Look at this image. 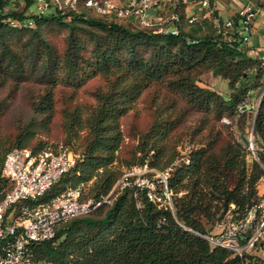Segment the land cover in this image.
<instances>
[{"label": "trees", "instance_id": "1", "mask_svg": "<svg viewBox=\"0 0 264 264\" xmlns=\"http://www.w3.org/2000/svg\"><path fill=\"white\" fill-rule=\"evenodd\" d=\"M23 2L21 11L15 6L4 15L10 0H0V89L15 83L0 102V118L22 83L35 79L45 88L32 100L33 115L11 142L0 138V201L12 189L2 174L10 151L37 154L61 144L70 149L76 145L81 159L41 201L50 202L68 188H81L83 200L107 197L125 173L114 168L124 141L121 120L157 82L167 81L190 110L216 121L228 118L231 125L238 118V133L245 138L249 126L255 145L253 153L248 139L244 142L231 126H223L225 134L210 132L205 143L183 156L177 145H167L180 117L157 115L149 130L140 134L127 165L128 170L145 165L163 173L170 170L172 208L164 187L158 190L162 205L150 201L145 191L125 189L109 204L60 226L52 241L36 247L37 257L55 264H264L253 253L234 256L227 249L212 248L203 238L226 216L236 221L264 198V191H258L264 178V61L245 52L237 18L229 40L209 22L189 24L184 15L187 4L181 0L173 7L180 17L174 25L179 35L142 28L134 18L97 14L84 3L75 11L25 17L36 0ZM9 19L31 20L35 28H13ZM48 28L66 31L63 50L46 39ZM207 70L229 82V97L198 85ZM96 77L106 84L94 92L95 104L78 103V91ZM58 86L72 90L63 102L64 139L48 144L41 136L51 130ZM253 99L258 100L256 107Z\"/></svg>", "mask_w": 264, "mask_h": 264}, {"label": "built area", "instance_id": "2", "mask_svg": "<svg viewBox=\"0 0 264 264\" xmlns=\"http://www.w3.org/2000/svg\"><path fill=\"white\" fill-rule=\"evenodd\" d=\"M120 1L122 0H36L35 11L37 15L64 13L67 10L75 11L80 3H84L97 14L115 16L120 20L134 18L142 28H156L158 33L179 35L178 28L174 26L180 21L179 14L162 13L154 17L150 14L151 10L159 9L164 0H123V4ZM190 1L181 0V3L188 4ZM201 6L206 9L205 14L189 18V24H195L200 19L210 20L218 34L230 40L229 33L232 34L235 30V19L223 21L214 16L216 7L212 6L211 0H202ZM12 8H15V4L10 2L3 14L7 15V11ZM256 14V11L246 6L235 16L243 43L249 40L248 32ZM70 19L69 17L68 20ZM3 22L7 20L4 19ZM8 22L13 28H35V23L27 19H9ZM249 147L255 153L253 133L249 134ZM80 159L78 153L62 144L46 146L37 154L28 149L16 148L6 155L2 174L12 184V189L0 201V264H55L39 259L36 247L52 241L63 224L109 204L111 197H117L125 189H133L136 193L145 191L150 201L163 204L157 185L149 176L153 170L148 165L126 170L111 193L102 200H83L81 188H68L52 201L42 202V197L52 185ZM169 176L170 170L161 172L158 176L159 180L166 182V198L171 194L167 186ZM261 237H264V198L248 209L243 217L228 222L219 234L210 232L203 236L212 248L221 247L240 257L253 253L261 259L259 263L264 262V239L261 241ZM252 250L255 252H251Z\"/></svg>", "mask_w": 264, "mask_h": 264}, {"label": "rangeland", "instance_id": "3", "mask_svg": "<svg viewBox=\"0 0 264 264\" xmlns=\"http://www.w3.org/2000/svg\"><path fill=\"white\" fill-rule=\"evenodd\" d=\"M14 3L16 8L21 11L24 8L23 0H10ZM35 5L31 7L26 13L25 17H30L36 14ZM79 9L83 10V7ZM53 15V12L47 14V16ZM46 39L49 40L53 46L61 51L65 47L66 31L58 28H48L46 29ZM20 40V39H15ZM25 43V40L21 44ZM21 47V45H19ZM15 83L8 82L4 87L0 89V102L8 97L13 89ZM106 80L101 77L93 78L83 86L82 89L78 91L76 95V101L80 104L91 106L95 104L94 92L101 87H105ZM198 85L202 88L215 91L224 97H229L231 95V90L229 82L219 76H216L212 71H204L203 74L198 78ZM45 86L37 80H29L20 85L19 90L12 95L10 100H8V106L4 111V114L0 118V138L6 142H11L20 126L26 124L33 115L31 102L35 97L40 96L44 92ZM72 90L63 86H58L56 91V97L58 104L56 106L57 110L54 116L53 124L51 130L47 134H43L41 139L48 144L59 143L64 139V134L62 130V110L64 108L63 102L66 95L70 94ZM251 104L256 107L258 104L257 99H253ZM157 115H163L162 118L168 119L169 117H180V122L174 132L171 134L170 142L167 145L171 147L172 145H177V151L181 155L189 153L194 148L205 143L208 139L210 132H223L225 134V128L223 126H231L232 129L238 133L235 123L231 125V121L228 118H223L220 121L213 120L211 115H205L203 113L190 110L186 106L184 99L177 93L172 92L167 81L153 83L149 88H147L137 102L134 104L132 110L121 120V128L124 133V141L122 148L119 153V159L115 163L114 168L119 172H125L128 170L129 166L127 161L133 158V153H135L139 137L141 133L148 131L151 125L157 119ZM250 128L246 129L245 138L249 141ZM238 137L245 142V138ZM223 141H220L218 146H221ZM217 146V147H218ZM76 153L77 146L72 148ZM78 150V149H77ZM249 151V150H248ZM136 157H140L139 153H136ZM247 162L249 168L253 163V155L247 157ZM150 177L157 185V190L162 189L166 186V182L159 180L158 177L161 173L159 168L152 169ZM91 185V183H90ZM89 187V186H88ZM87 189H85V194L87 195ZM258 191H264V182L259 183ZM169 199V200H168ZM167 203L172 208L173 197L172 194L167 197ZM197 217H201L199 212ZM231 217L226 216L224 222H220L221 226H216L214 234H219L223 228L230 222ZM264 237H261L263 241ZM251 252H255L252 250Z\"/></svg>", "mask_w": 264, "mask_h": 264}, {"label": "crops", "instance_id": "4", "mask_svg": "<svg viewBox=\"0 0 264 264\" xmlns=\"http://www.w3.org/2000/svg\"><path fill=\"white\" fill-rule=\"evenodd\" d=\"M202 0H191L184 10L186 21L193 17H201L205 14L206 9L201 6ZM212 6L216 7L214 16L219 17L223 21L234 18L240 9L250 7L256 11V18L253 22L251 30L248 32L249 40L244 43L245 52L253 57L264 61V0H211ZM123 4V0L120 1ZM175 0H164L159 9L151 10L150 14L154 17L159 14L170 15L173 13ZM209 22L210 20L200 19V23Z\"/></svg>", "mask_w": 264, "mask_h": 264}]
</instances>
